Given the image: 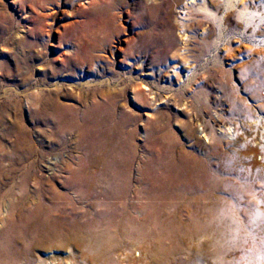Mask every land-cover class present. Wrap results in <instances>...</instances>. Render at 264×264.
I'll use <instances>...</instances> for the list:
<instances>
[{
  "label": "rangeland",
  "instance_id": "374dc122",
  "mask_svg": "<svg viewBox=\"0 0 264 264\" xmlns=\"http://www.w3.org/2000/svg\"><path fill=\"white\" fill-rule=\"evenodd\" d=\"M151 4L0 0L1 191L21 185L17 177L29 166L44 179V186L65 191L58 181L48 183L54 172L59 176L65 167L78 171L80 162L102 158L114 160L117 171L130 172L134 187L138 173L158 156L180 161L189 156L194 133L218 132L220 142L229 143L235 136L224 129H237L234 110L254 115L260 107L264 110V101L252 98L264 100V66H255L254 75L247 77L251 56L242 53L255 44L251 42L258 34L250 40L249 32L253 25L238 29V34L246 33L243 40L233 34L230 44L222 42L215 50L213 39L206 36L210 23L200 13L185 11L193 28L190 39L183 40L178 14L186 13L169 10L165 25V16L148 10ZM260 19L256 15L253 23ZM26 39L30 50L17 44ZM258 43L264 47V38ZM228 46L235 61L221 60ZM178 54L181 57H175ZM25 55L31 69L24 65ZM185 56L188 64L183 66ZM176 68L179 77L172 76ZM190 69L200 76L187 77ZM221 70L231 76L220 77ZM142 84L149 90L140 94ZM54 103L61 108L56 111ZM39 184L30 181L23 189L32 193ZM86 202L79 200L78 207L89 209ZM21 203L33 207L28 200ZM10 213L2 211L0 220Z\"/></svg>",
  "mask_w": 264,
  "mask_h": 264
},
{
  "label": "bare ground",
  "instance_id": "6f19581e",
  "mask_svg": "<svg viewBox=\"0 0 264 264\" xmlns=\"http://www.w3.org/2000/svg\"><path fill=\"white\" fill-rule=\"evenodd\" d=\"M151 5L148 10L165 16V25L173 9L200 13L210 23L202 36L213 39L215 50L222 42L230 44L233 34L243 40L246 33L238 34V29L253 25L250 40L258 34L257 40L242 50L246 58L251 56L246 76L254 75L255 66H264V47L258 43L264 38V11L259 9L264 10V0H152ZM178 15L182 38L188 40L190 15ZM256 15L261 19L254 24ZM17 44L31 49L27 39ZM231 51L225 48L221 60L235 61ZM24 57L31 69L30 58ZM187 60L185 56L181 64ZM177 68L173 77L180 76ZM197 76L188 70L187 77ZM141 86L140 94L149 90ZM54 104L56 111L61 108ZM258 111L234 110L237 129L221 128L234 134L229 143L220 142L218 132L194 133L189 156L181 161L158 156L138 173L134 187L131 173L117 171L109 158L80 162L78 171L62 168L59 176L54 172L48 183L58 181L65 191L44 186L29 166L18 175L22 184L14 191L0 190V215L11 212L0 220V264H264V110ZM30 181L40 183L32 193L23 189ZM84 199L87 210L78 207ZM24 200L33 207L22 204Z\"/></svg>",
  "mask_w": 264,
  "mask_h": 264
}]
</instances>
